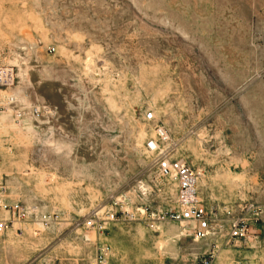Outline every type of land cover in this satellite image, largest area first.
<instances>
[{"label": "rangeland", "instance_id": "374dc122", "mask_svg": "<svg viewBox=\"0 0 264 264\" xmlns=\"http://www.w3.org/2000/svg\"><path fill=\"white\" fill-rule=\"evenodd\" d=\"M0 66V194L37 207L0 264H264V0H0ZM149 110L200 173L207 239L169 217Z\"/></svg>", "mask_w": 264, "mask_h": 264}, {"label": "built area", "instance_id": "2783aa9c", "mask_svg": "<svg viewBox=\"0 0 264 264\" xmlns=\"http://www.w3.org/2000/svg\"><path fill=\"white\" fill-rule=\"evenodd\" d=\"M54 50V48H50ZM12 85V77L6 68L0 66V88ZM33 115H40L39 109H34ZM146 122L155 123L153 135L145 141V151L152 157V163L160 177L174 185L176 192V208L169 212V217L185 224L188 235L197 240L207 239L218 229L214 211L206 206L198 188L199 171L184 158L175 157L173 148L166 144V128L156 122L153 111L144 113ZM37 207L24 206L19 201H11L0 194V234H4L14 226L16 218L20 219L29 213H36ZM116 214L109 212L107 218L113 220ZM98 220L91 223L98 225ZM43 223L48 224L47 216L42 217ZM103 227V226H102ZM101 228V226L99 227ZM246 224L242 219H237L231 225V236L242 238L245 236ZM110 249L106 245H98L96 253L90 264H106ZM215 249L209 248L205 254L196 257L195 261L188 264H218Z\"/></svg>", "mask_w": 264, "mask_h": 264}, {"label": "bare ground", "instance_id": "6f19581e", "mask_svg": "<svg viewBox=\"0 0 264 264\" xmlns=\"http://www.w3.org/2000/svg\"><path fill=\"white\" fill-rule=\"evenodd\" d=\"M6 71H9V70L6 68ZM197 241H199V240H197Z\"/></svg>", "mask_w": 264, "mask_h": 264}]
</instances>
